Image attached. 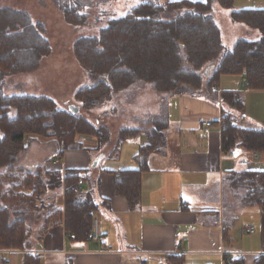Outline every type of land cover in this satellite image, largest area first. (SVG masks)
<instances>
[{
  "label": "trees",
  "instance_id": "16d2710c",
  "mask_svg": "<svg viewBox=\"0 0 264 264\" xmlns=\"http://www.w3.org/2000/svg\"><path fill=\"white\" fill-rule=\"evenodd\" d=\"M52 1L65 23L87 24L88 15L80 12L77 4ZM214 1L223 8L234 4V0L146 1L122 17L108 20L97 36L76 39L73 56L93 83L76 89L74 99L90 110L138 83H150L163 100L177 95L200 97L205 90L216 87L222 75H242L246 88L264 90V8L231 12L233 21L259 30L260 38L256 41L241 39L231 49H225L212 17ZM44 30L43 24L35 22L26 11L0 6V173L5 170L0 174V252H23L21 264H41L39 255L32 251V229L23 224L21 215L23 211L38 209L37 200H42L46 191L63 187L64 203L63 207L52 208L46 218L52 220L45 224L42 235L49 225L62 222L76 240H91L93 214L99 207H108L106 199L100 202L93 199L94 191L99 189L98 181L92 186L94 191L90 186L83 191L77 184L84 181L81 171H50L51 158L31 171L16 169L17 154L24 146L25 135L58 141L54 158L61 157L67 150L84 148L81 141H76L79 134L94 138L95 150L111 142V132L105 125L60 110L47 96H6L3 93L6 77L33 72L41 59L51 53ZM220 104L228 109L222 110L217 122L222 151L240 147L246 152L264 153V129L241 127L233 116L232 111L243 109L238 93H220ZM163 111L143 128L120 129L113 144L116 150L129 139L145 136L143 145L133 156L137 169L111 171L115 194L124 197L130 209L139 204L140 175L149 169V158L163 152L169 126L168 116ZM5 172H15L18 176L14 179ZM228 180L240 197L241 205L255 206L264 213V172H236ZM8 184L11 187L6 192L3 188ZM10 207V213L15 215L12 222L8 218ZM166 260V264H185L182 254L168 255ZM255 263L264 264V256H258ZM0 264H3L1 258ZM226 264H244L243 256H227Z\"/></svg>",
  "mask_w": 264,
  "mask_h": 264
},
{
  "label": "crops",
  "instance_id": "0c3cea01",
  "mask_svg": "<svg viewBox=\"0 0 264 264\" xmlns=\"http://www.w3.org/2000/svg\"><path fill=\"white\" fill-rule=\"evenodd\" d=\"M235 2L231 8H223L214 1L212 8L215 3L222 9L230 10V22L242 25L248 29L249 34L255 36L253 40L243 39L258 40L259 30L235 22L230 17L233 10L254 7L234 9ZM219 11L213 8L216 25L215 17ZM219 31L221 38L220 28ZM241 39L234 38L231 41L232 47ZM222 92H236L239 95L243 109L240 112L232 111L237 125L264 129V90L246 88V79L242 75H222L218 85L205 90L200 97L177 95L166 100L156 98L155 103L147 106L152 112L149 117L143 119L141 117L147 115H134L131 120L133 123L136 120L145 122L144 125L122 124L119 129L143 128L151 118L161 113L162 108L169 120L163 152L152 155L148 162L149 169L140 175L139 204L134 209L129 208L124 197L115 194L111 171L137 169L133 156L143 145L144 135L127 140L116 150L113 144L109 145L108 150H103L97 159L93 153H100L102 148L64 152L60 160L59 157L54 159L55 153L52 157H41L38 163L25 168L31 171L51 158L48 164L50 171H81L84 181L80 186L83 191L89 189V186L91 188V185L95 186L98 181L99 189L92 196L94 200L106 199L108 202V207H99L96 212L101 217L98 219L100 228H119L122 233V247L119 249H112L102 241H78L71 238L62 222L55 226L49 225L42 235L45 224H50L52 220H46L52 208L62 207L64 203L63 187L48 191L47 200L51 201L49 205L46 206L42 198V212L40 209L31 212L32 232L33 228L42 225L38 228L41 229V237L38 235L31 243L32 251L41 258V264H67V261L71 264H166V258L171 254H182L185 264H226V257L235 255L243 256L244 264H256L257 257L264 256V213L255 206L241 205L240 197L229 186L228 178L236 172H264V153L236 151L237 147L233 149V156H228L229 151H222L217 122L222 110H228L227 106L220 104ZM204 122H211L212 125L207 128ZM78 140L83 142L82 138ZM123 150L128 151L126 157L122 155ZM225 186L231 190L228 202L224 200ZM216 198L218 212L212 209ZM244 215L250 221L244 222L240 233L249 236L241 239L236 231V223ZM249 227L252 231L246 230ZM38 229H35L36 233ZM92 232L93 228L91 235ZM22 254L3 251L1 259L3 264H21Z\"/></svg>",
  "mask_w": 264,
  "mask_h": 264
},
{
  "label": "rangeland",
  "instance_id": "374dc122",
  "mask_svg": "<svg viewBox=\"0 0 264 264\" xmlns=\"http://www.w3.org/2000/svg\"><path fill=\"white\" fill-rule=\"evenodd\" d=\"M70 4H77L79 11L88 15L87 24L84 26H73L65 23L63 16L56 8L52 0H0V6H7L13 9L23 10L30 14L32 19L36 22L43 24L45 30L44 35L47 38L50 46L51 53L41 59L39 67L33 72L19 73L16 75L8 76L5 78L3 85V93L6 96L9 95H44L53 100L60 110H68V105L71 104L79 108V114L81 117L90 120L94 124L105 125L111 132V144H115L122 124L135 126L144 125L140 121L136 120L134 123L131 121L134 115H147L141 118L149 117L152 112L147 109L148 104L156 102V98H160L152 88L150 83H138L140 85H134L133 88H128L123 92L113 96L111 101L105 103L102 106L95 107L90 110H86L82 107V104L74 99V93L76 89L82 86L91 85L93 81L89 78L85 70L80 67L75 57L73 56V44L74 41L80 37H93L97 36L101 29L106 27L108 20L122 17L126 15L133 7L139 3L151 1L155 3H163L165 1L175 0H65ZM237 7H264V0H236L234 9ZM215 10H220L215 17V21L221 30V40L225 49L232 47V40L234 38H245L249 40L255 39V36L248 33V29L245 27L231 23L228 13L230 10L222 9L215 3L213 4ZM213 16V12H212ZM214 18V16H213ZM249 32L256 33L249 30ZM228 43V44H224ZM218 61V60H217ZM215 61V63L217 62ZM156 96V97H155ZM163 109V108H162ZM161 109V110H162ZM69 111V110H68ZM242 119V118H241ZM119 129V130H118ZM82 138L84 148L95 150L94 146L96 140L91 136L79 134L76 136V141ZM78 142V141H77ZM91 142V143H90ZM80 143V142H79ZM58 141L54 139H45L41 137H32L25 135L24 146L26 149L21 148V151L17 154L18 162L16 163V169H24L33 163H38L41 157H52L58 146ZM133 145V144H130ZM90 147V148H89ZM128 147V145H127ZM126 147V148H127ZM84 148L78 150H84ZM242 148H236L238 151ZM77 149L67 150L66 152L78 151ZM108 150V145L102 148L100 153H93L96 159L103 152ZM121 152V149H120ZM119 152V153H120ZM122 155L127 156L128 151L123 150ZM64 155V153H63ZM63 155L60 158L63 157ZM58 158V157H57ZM48 159V158H47ZM55 159V158H54ZM58 160V161H59ZM60 162V161H59ZM57 162V163H59ZM121 162V161H120ZM124 162V161H123ZM20 163V164H19ZM29 163V165H27ZM24 167V168H23ZM5 170L2 169L0 174H3ZM27 171V170H26ZM29 171V170H28ZM6 173V172H5ZM7 175H13L15 179L18 173H6ZM4 174V175H6ZM22 176V174H19ZM79 182L77 184L79 185ZM11 184L5 185L3 190L9 191L8 188ZM57 189V188H55ZM53 189V190H55ZM92 191L94 187L91 185ZM213 189V187H212ZM50 192V191H49ZM46 191L41 198L46 202V206L49 205L47 200ZM225 198L228 202L231 199V190L228 187H224ZM50 199V198H49ZM64 199V198H63ZM95 199V198H93ZM18 200V199H15ZM28 202L29 199H26ZM100 202L101 200H95ZM235 202V201H234ZM41 199L37 200L38 209L41 206ZM23 206V205H22ZM63 207V206H62ZM218 199L216 198L212 203V209L218 212ZM33 208V207H32ZM56 208V206H55ZM12 207L9 210V222L15 219V215L10 213ZM41 210V209H40ZM23 211V210H22ZM32 210L23 211L21 218L23 224L31 226L33 220L31 219ZM42 212V210H41ZM217 214V213H216ZM99 213L93 214V220L97 219L99 240L105 242L107 246L112 249H119L122 247V233L119 228H100L101 223ZM41 219V216L39 217ZM61 220V218H59ZM99 219V220H98ZM217 220V218L215 217ZM214 219V220H215ZM218 221V220H217ZM250 220L244 215L240 218V221L236 223V231L239 232L241 239L246 238L249 234L241 235L240 231L244 222ZM101 222V221H100ZM42 226V225H41ZM39 226L38 228H41ZM36 227V225H35ZM94 227L92 223V228ZM33 228L34 232H31L30 242L33 244V240L39 235L41 229ZM35 229H38L37 233ZM12 252V251H10ZM4 255H1L2 258ZM45 260V259H44ZM227 260V257H226ZM46 262V261H44ZM55 263V260H54ZM45 264V263H44Z\"/></svg>",
  "mask_w": 264,
  "mask_h": 264
},
{
  "label": "built area",
  "instance_id": "2783aa9c",
  "mask_svg": "<svg viewBox=\"0 0 264 264\" xmlns=\"http://www.w3.org/2000/svg\"><path fill=\"white\" fill-rule=\"evenodd\" d=\"M204 125H205V127H210L211 125H212V123L211 122H204ZM228 156H233V150H230L229 151V154H228ZM82 184V182L80 181L79 182V185H81ZM93 225H94V227H93V232H92V235H91V240H93L94 242H99L100 240H99V233H98V225H97V219H95L94 221H93ZM247 231H252V228H247L246 229ZM71 238H74V235H69Z\"/></svg>",
  "mask_w": 264,
  "mask_h": 264
},
{
  "label": "water",
  "instance_id": "95a60500",
  "mask_svg": "<svg viewBox=\"0 0 264 264\" xmlns=\"http://www.w3.org/2000/svg\"><path fill=\"white\" fill-rule=\"evenodd\" d=\"M68 110L69 112H71L74 115H78L79 114V108L73 105H69L68 106Z\"/></svg>",
  "mask_w": 264,
  "mask_h": 264
}]
</instances>
